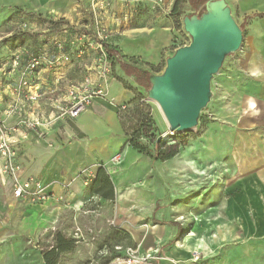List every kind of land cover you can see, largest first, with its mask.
I'll use <instances>...</instances> for the list:
<instances>
[{
    "label": "crops",
    "instance_id": "obj_1",
    "mask_svg": "<svg viewBox=\"0 0 264 264\" xmlns=\"http://www.w3.org/2000/svg\"><path fill=\"white\" fill-rule=\"evenodd\" d=\"M109 1L105 21L114 62L106 94L94 99L76 118L48 129L47 136L54 140L51 147L33 131L25 137L19 129L14 134L17 161L27 174L46 185L50 196L38 203L16 199L0 173V264H45L42 252L53 247L55 232L75 239L72 248L58 252L56 264H106L112 258L110 251L118 249L113 250L115 254H123L130 247L154 256L150 264H264V167L256 170L249 156V141L236 145L233 156V162L245 163L248 169L235 172L230 186L219 191L220 204L207 210L225 212L232 218L224 220L217 214L211 226L214 232L203 223L206 227L200 226L197 231L196 225L193 230L185 219H178L177 207L168 201L176 192L175 186H157L164 175L159 170L164 163L137 152L120 121L121 107L130 106L136 90L147 89L129 77L122 65L155 74L151 67L187 44L188 35L182 25L177 26L175 17L182 21L191 14L183 12L189 1L180 0L175 15L171 11L176 0ZM89 2L0 0V21L13 12L29 25L32 20L38 21L45 27V34L33 47L53 54L55 39L64 41L67 35L46 31L48 21L65 20L76 31H84L80 28L88 27L85 11ZM15 75L10 77L14 79ZM44 76L49 77L48 73ZM45 80L40 83L46 84ZM5 88L3 83L1 109L10 100ZM31 110L32 105L27 103L7 121L16 122ZM116 155L118 161L113 160ZM98 165L110 177L112 199L92 193V180L86 182L81 173L89 166L95 173ZM186 211L184 207L179 212Z\"/></svg>",
    "mask_w": 264,
    "mask_h": 264
},
{
    "label": "rangeland",
    "instance_id": "obj_2",
    "mask_svg": "<svg viewBox=\"0 0 264 264\" xmlns=\"http://www.w3.org/2000/svg\"><path fill=\"white\" fill-rule=\"evenodd\" d=\"M225 1L230 7L233 18L242 27L243 40L237 51L225 56L218 72L212 76L210 82L211 96L207 105L200 112L197 125L188 130L170 132L160 107L148 97L147 89L136 90L130 106L121 108L122 115L126 116L124 133L127 134L126 137L129 138V141L133 137L151 152L154 151L158 142L161 145L175 142L179 144V152L175 156L160 161L164 164H161L159 170L164 175L157 180V186L159 189L166 187L165 184L170 188L175 186L176 192L171 195L172 197L168 201L177 207L178 219H185L187 223L189 222V228L193 230H195L196 225L197 231L203 223L206 226L210 225V228L206 229H212L214 232L211 226L214 225L217 214L224 220L232 218L225 212L207 210L215 208L218 203L220 204L219 191L230 186L233 180L232 175L235 172L248 169L245 163L233 162L236 145H242L249 141L251 148L249 156L255 161L256 170L259 171L264 167V15L260 16L261 13H264V0ZM185 7L186 11L183 12L191 14L197 10L199 13L203 11V5H187ZM16 14L17 12L7 14L0 21L1 58H10L17 51L22 53L21 66L15 72L14 79H9L10 85L17 80L20 68L30 56L45 52L33 47L40 43L41 36L45 34L42 32L45 27H40L36 20H32L31 25H29ZM88 21L91 23L89 17ZM88 21L85 22L88 27L82 26L80 29H84V31L81 30L80 32L73 29L69 24L63 25V22L46 25L48 29L46 31L59 29L61 30L60 33L62 32L67 37L65 42L61 38L58 39L63 43L60 52L57 51L56 45L53 54L50 53V55L49 52H45L47 54L45 60L48 64L42 65L35 72V78L38 81L46 79V84L41 83L42 96L36 102L30 103L33 108L30 112L38 111L45 117H50L52 103L56 96L61 97L69 84L81 80L88 73V68L96 62L98 53L92 47V28ZM64 29H67L66 33L63 32ZM189 41L190 38L188 37L186 42ZM77 46L84 48L80 57L72 56L71 51ZM3 49L4 52H2ZM62 53L72 56L69 63L49 64V61H53L59 56L58 54ZM164 66L165 61L152 68L151 71L155 72V70L160 69L155 74L160 73ZM47 73L49 77L44 76ZM7 79L0 81V88L4 83L6 85L5 90L8 89L9 93V86L6 84ZM127 83L125 82L126 87ZM248 98H252L254 101L253 108L247 107ZM136 104L138 105L137 109L133 110ZM20 118L21 116H19ZM7 119L5 121L8 126L16 127L19 119L16 120V123L13 121L12 123L9 121V123ZM61 121L63 120H58L53 125L51 123L50 127H46V130L57 126ZM19 131L23 134L21 127H19ZM12 132L13 137H11L14 139L16 131L13 130ZM45 135V144L48 147L53 146L54 140L47 134ZM239 155L242 156L240 150ZM17 163L21 166V175H32L27 174L23 165L18 161ZM100 166L98 165V167ZM82 170H87L93 176L96 173L92 171L91 166ZM82 170L81 173L87 178ZM2 176L8 184L5 175L2 174ZM92 179L93 177L90 178V180ZM88 182L90 183V181ZM184 207L188 208V211L179 212L184 211ZM186 214L187 216H184ZM212 222L213 224H211ZM206 226L202 227L205 228ZM40 246L46 248L45 245ZM113 250L117 251L118 249ZM113 250L110 251L111 256L115 255Z\"/></svg>",
    "mask_w": 264,
    "mask_h": 264
},
{
    "label": "built area",
    "instance_id": "obj_3",
    "mask_svg": "<svg viewBox=\"0 0 264 264\" xmlns=\"http://www.w3.org/2000/svg\"><path fill=\"white\" fill-rule=\"evenodd\" d=\"M161 0H157V3ZM109 0H90L86 9V15L91 20L92 40L94 47L98 53V57L93 66L88 68V73L84 77L69 84L65 93L61 97L53 100L50 117H45L41 112H30V114L21 115L16 123V127H10L5 119L19 114L25 104L36 102L41 94V83L35 78V72L42 65H47L45 60L46 53L33 54L23 63L17 80L9 86V93L12 97L8 103L0 108V159L1 173L5 175L12 195L15 198L24 199L31 203H38L49 198L50 193L47 187L33 175H21V166L17 163L16 139H12L13 130L17 131L19 127L23 130V135L33 131L38 139L45 138L46 127L58 120H66L76 118L85 111L97 97L106 94V88L113 69V60L108 56L104 44L107 43L109 36V28L106 24V15L109 14ZM63 32H67L64 29ZM57 51L62 49V41L55 39ZM27 52V51H25ZM72 56L80 57L83 52V46H77L72 51ZM21 52H15L10 58L0 59V81L2 79H11L10 75L15 73L21 66ZM59 56L49 64L53 63H69L72 56L66 53L58 54ZM71 57V58H69ZM60 78V77H59ZM7 79V80H8ZM58 81V78L56 79ZM121 108H124L122 106ZM50 127V126H49ZM12 136V137H11ZM45 142V141H44ZM48 143V142H47ZM113 160L118 161L119 156H115ZM86 174L85 181L88 182L94 177L87 170H82ZM79 229L75 234L78 236ZM155 258L150 253L140 254L136 248H127L123 254L113 257L108 264H150V260ZM157 258V256H156Z\"/></svg>",
    "mask_w": 264,
    "mask_h": 264
},
{
    "label": "water",
    "instance_id": "obj_4",
    "mask_svg": "<svg viewBox=\"0 0 264 264\" xmlns=\"http://www.w3.org/2000/svg\"><path fill=\"white\" fill-rule=\"evenodd\" d=\"M190 38L166 57L160 73L149 77L147 95L160 107L169 131L188 130L197 125L210 96L212 76L226 55L239 49L243 31L225 0H206L203 11L182 18Z\"/></svg>",
    "mask_w": 264,
    "mask_h": 264
},
{
    "label": "trees",
    "instance_id": "obj_5",
    "mask_svg": "<svg viewBox=\"0 0 264 264\" xmlns=\"http://www.w3.org/2000/svg\"><path fill=\"white\" fill-rule=\"evenodd\" d=\"M205 1L206 0H189V3L191 6H198V5L200 6V5H203ZM179 4H181V1L176 0L174 7L171 11L172 15L176 14V10H177V7ZM263 15H264V13H261L260 16H263ZM48 22L53 23V24H58V23L63 22L64 23L63 25H68L67 21H65V20L48 21ZM175 23L177 24V26H181V20L179 17H175ZM60 31L61 30H59V29L51 30L50 33L58 35L57 32H60ZM104 48H105L108 56L111 59H113V61H114V51L111 48H109L107 43L104 44ZM122 68L125 70V72L128 74L129 77L133 78V80L135 82L146 87L147 89L149 88V86H150L149 77L152 75L150 72L139 71L138 69H133V68L127 67L125 65H122ZM152 68H155V67H151L150 69H152ZM158 71H160V69L155 70V72H158ZM137 104L134 106L133 110L137 109V106H138ZM139 104L142 105V103H139ZM119 117H120V121H121V124L123 126V129L125 131L126 129H125V120L124 119L126 118V116L122 115V112H120ZM125 135L127 136L126 133H125ZM128 142L137 152L148 155L152 160H155V161H165V160L175 156L179 152V144L176 142L166 144V145H161V143L158 142L156 144L154 151H152V152L147 150L146 147L143 146L141 143H139L135 139H133V137L130 138V141L128 138ZM89 185H90V189H91L92 193H95V194L102 196L104 198H107V199L113 198V194H114L113 192L114 191H113L112 182H111L110 177L107 174L106 170L102 166H100L97 169L95 176ZM54 241H55V243H54L52 248L42 252L45 264H56L58 252L72 248L75 239L64 238L60 234V232H55ZM120 254H121V251H118L117 254L112 256V258L117 256V255H120ZM111 259L105 261V263L106 264L109 263V261Z\"/></svg>",
    "mask_w": 264,
    "mask_h": 264
},
{
    "label": "bare ground",
    "instance_id": "obj_6",
    "mask_svg": "<svg viewBox=\"0 0 264 264\" xmlns=\"http://www.w3.org/2000/svg\"><path fill=\"white\" fill-rule=\"evenodd\" d=\"M246 105L248 108L254 107V101L252 100V98H248V100L246 101Z\"/></svg>",
    "mask_w": 264,
    "mask_h": 264
}]
</instances>
